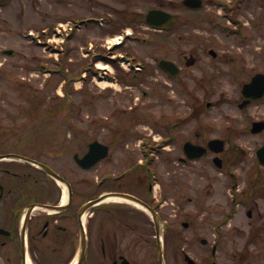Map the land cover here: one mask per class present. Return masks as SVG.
Segmentation results:
<instances>
[{
  "label": "flooded vegetation",
  "instance_id": "1",
  "mask_svg": "<svg viewBox=\"0 0 264 264\" xmlns=\"http://www.w3.org/2000/svg\"><path fill=\"white\" fill-rule=\"evenodd\" d=\"M250 1L238 0L231 11L247 9ZM191 12H177L172 25L155 30L151 56L140 57L131 50L113 53L125 43L110 50L108 78L120 80L124 87L120 88L122 99L115 98L108 107V141H102L108 145V154L92 167L78 159L91 151L95 157L104 153L103 146L92 148L96 138L86 130V138L79 133L72 140L61 138L63 133L43 138L48 124L32 123L31 92H17L0 76V264H189L186 255L191 251L177 244L189 236L173 233L176 228L159 235L157 222L172 225L167 219L172 213L166 214L165 208L172 210L174 190L193 184L192 162L209 160L215 165L216 157L221 159V169H229L234 191L229 210L238 215V223L232 226L235 233L230 236L222 228L215 241L216 251L212 248L213 257L203 262L197 259V263L212 264L221 253V264H264V164L258 153L264 145V97L255 100L244 94L245 85L256 74H264V49L257 59L250 54L257 53L258 46L249 43L188 45ZM119 15L125 18V12ZM130 15L133 24L144 20L142 12ZM233 16L242 28L240 19ZM114 23L123 29L121 22ZM120 56L130 60L127 70L119 63ZM150 81L158 95L157 108L148 104L153 100L141 101L137 94L142 90V97L147 98L149 90L143 86ZM196 89L205 92L206 108L193 101ZM176 91L184 98L174 101L172 93ZM108 92L116 90L110 87ZM217 95L221 97L218 102L232 99L235 115L247 122L243 128H234L235 134L209 137L208 122L200 121ZM135 97L139 100L134 101ZM166 103L174 105L167 112L162 107ZM244 133L253 136L251 155L238 137L233 140ZM212 138L224 139L230 149L220 153L210 150L196 160L186 152L187 141L208 145ZM167 147L171 169L166 173L160 171L158 158ZM227 152L235 159L231 172ZM116 162L124 167L117 170ZM227 219L222 226H229ZM244 219L247 228L242 225Z\"/></svg>",
  "mask_w": 264,
  "mask_h": 264
},
{
  "label": "rangeland",
  "instance_id": "2",
  "mask_svg": "<svg viewBox=\"0 0 264 264\" xmlns=\"http://www.w3.org/2000/svg\"><path fill=\"white\" fill-rule=\"evenodd\" d=\"M125 1L128 3L125 4ZM219 1L232 2V0ZM180 2L181 0H0V76H4V81L9 82L17 92L32 91V96L39 93L43 95V98H47L42 100L43 104L39 109L40 112L44 113L43 117L32 120V123L43 122L48 124L47 129L49 130H47L46 135L42 136L43 138L57 137L54 134L62 132L61 138L64 137L65 139H76L78 138L76 134L79 133L81 138H86V134H90L92 137L108 141V107L111 106V102L115 98L122 99L119 89L124 87L122 83H117L115 84L116 92L110 94L108 92V69H101L97 65L98 62L108 63L109 41L113 42V38L118 33L123 32L117 31L114 23L113 27H109L108 21H121V27L134 32L125 39L123 42L125 45L122 49H118L119 52L129 48L140 57L151 56L154 53L153 43L156 41L155 30L145 21H138L137 25L127 23V19L121 18L119 13L138 11L146 14L150 8L161 6L173 8L181 12V15H188L187 9L183 8ZM254 2L251 0L248 3V9L243 6L241 11L238 10V18L243 22L248 21L244 25V33L247 36L245 39L242 38V34H228L227 27H224L225 31H222L217 25L213 27L211 21L203 19V16H209L216 22L234 27L233 23L229 21L230 12L227 8L211 3L197 14L191 12V17L199 18V24L192 20L191 28L188 29L187 33L189 38L187 44L203 42L214 45L233 43L242 45L249 43L251 47L253 45L258 46L257 53L250 54V58H254L256 55V58L259 59L260 51L264 49V3L260 0ZM87 15H94L101 22L91 21L88 27L74 32L65 43H54L45 49L36 42H32L31 38L27 36L28 31L33 30L39 32L42 39L47 38L54 32L59 22L73 21L74 17ZM45 28L49 30L47 35L42 34L41 31ZM61 44L63 49H60ZM9 48L15 50L13 54L3 52L4 49ZM58 58H62L59 60L62 61V65L56 61ZM87 67L94 68V70H88L86 79H83L81 74L87 72ZM47 68H59L60 70L50 74L46 73ZM196 71L201 72L200 67H197ZM62 76L67 78V83L58 86L59 81L63 79ZM80 79L82 81H79ZM143 87H147L149 94L147 98H144L142 97V90L138 92L141 101L153 100V103L148 104L154 108L159 107L157 105L158 95L155 93L152 81L145 82ZM196 91L198 93L194 92L196 97H193V101L199 102L200 106L206 108V100L203 99L205 92L201 89H196ZM172 94L174 101L176 98H184L182 96L184 94L181 95L179 91ZM227 95H231L230 90H228ZM219 98H221L220 95H217L213 99L215 103H212L210 108H207L201 116L200 121L202 123L208 122L206 128L209 137L222 136L228 133L235 134L234 128L237 126L243 128V125L247 123L242 117L235 115L237 111L235 110L236 106L231 101L232 99L222 103L221 100L218 102ZM138 100L137 97L134 98V101ZM173 106V104L166 103L162 107H165V112H167ZM190 107L194 108L195 105L191 104ZM23 120L25 119L17 122H23ZM194 122L195 120H193L192 129L195 127ZM52 129L59 131H52ZM83 130H86V134ZM52 132L54 134L51 136L50 133ZM182 134L183 132L178 135V141L182 139ZM237 137L242 148L247 149V153L250 155L253 154L254 145L249 147L253 136L244 133L239 136L235 135L233 140ZM228 145H226L227 151L230 149H228ZM171 148L174 149V145H171ZM166 150H169V147ZM165 151L160 153L158 160L160 171L167 173L171 166ZM176 151H178V147ZM225 157L231 172L235 169L234 156L227 152ZM108 163V160L105 161L106 165ZM116 164L119 167L117 170L124 167V165L121 166V163L116 162ZM191 169L190 176L192 175L193 184L183 189L177 186L178 189L172 192L174 201L171 203L172 210H168L166 207L165 213H172L170 217H167L169 223L172 224L171 228L168 229L173 228L175 230L176 228L177 234L189 236V240L181 239L177 243L178 248L185 246L186 250H190L196 259L203 262L211 257L212 246L220 232L223 233L222 228L225 235L230 236L235 233L232 226L234 223H238V215L232 214L233 211L230 212L229 210L234 202V191L230 188L232 178L228 174L229 169L217 168L209 160L208 163L192 162ZM239 209L241 208L239 207ZM229 217L230 219H227ZM226 219L229 221L227 227L222 226V221ZM182 221H188L189 227H184ZM242 225L247 228L245 219L242 220ZM201 238H207L208 243L202 244ZM215 258L220 264L224 262L221 253H217Z\"/></svg>",
  "mask_w": 264,
  "mask_h": 264
},
{
  "label": "water",
  "instance_id": "3",
  "mask_svg": "<svg viewBox=\"0 0 264 264\" xmlns=\"http://www.w3.org/2000/svg\"><path fill=\"white\" fill-rule=\"evenodd\" d=\"M184 3L186 5H189V6H192V7H201L203 5L202 0H184ZM167 15H171V14H169V12H167V11H165L163 9L154 8V9L150 10V12L148 14V17H147V20L152 22V23H154V24H156V25H161L162 21L159 20L160 17L167 16ZM8 52L12 53L13 50H9ZM260 79H262V75L258 74V75H256L253 78V80L250 83H248L245 86L246 95L247 94H251V93H255L256 87H258V85H256L257 81L260 80ZM263 93H264V90L262 91L261 94L258 93L256 95V97L259 98V97L263 96ZM223 144H224V142L221 139H213L210 142L211 148L215 149L216 151L222 150L223 149ZM185 149L190 154V156L192 158L201 157L202 155H205L207 153L205 147L191 145L189 142L186 144ZM260 157H261L262 162L264 163V147L262 149V153L260 154ZM88 158H90V155H87L85 158L80 159V162L81 163H83V162L87 163L85 165H87L89 167V166H92L96 161L99 160V159H96V160H92L91 162H87ZM155 218L157 219V216H155ZM157 228H158V232L160 233V225H159L158 222H157ZM204 242H205V240H204ZM187 258H188L190 264H196L194 262V260H192L189 256H187Z\"/></svg>",
  "mask_w": 264,
  "mask_h": 264
},
{
  "label": "bare ground",
  "instance_id": "4",
  "mask_svg": "<svg viewBox=\"0 0 264 264\" xmlns=\"http://www.w3.org/2000/svg\"><path fill=\"white\" fill-rule=\"evenodd\" d=\"M120 38L121 37H118L117 39L114 38L113 39V43H116V42L120 41ZM97 65H98L99 68H108V63L98 62Z\"/></svg>",
  "mask_w": 264,
  "mask_h": 264
}]
</instances>
